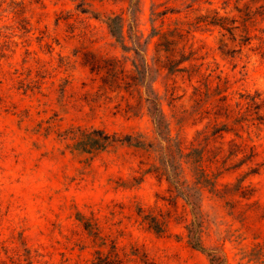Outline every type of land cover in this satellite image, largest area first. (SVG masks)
Listing matches in <instances>:
<instances>
[{
	"label": "rangeland",
	"instance_id": "1",
	"mask_svg": "<svg viewBox=\"0 0 264 264\" xmlns=\"http://www.w3.org/2000/svg\"><path fill=\"white\" fill-rule=\"evenodd\" d=\"M246 1L0 0V264H264V21L206 25Z\"/></svg>",
	"mask_w": 264,
	"mask_h": 264
},
{
	"label": "trees",
	"instance_id": "2",
	"mask_svg": "<svg viewBox=\"0 0 264 264\" xmlns=\"http://www.w3.org/2000/svg\"><path fill=\"white\" fill-rule=\"evenodd\" d=\"M260 1L264 2V0H247L243 4V8L241 10H237L238 13H240L238 18L239 20L236 18H222L215 16L211 22H208L206 25L219 28L228 34L233 41L238 36L240 38L239 42L248 44L252 40V28L255 26L258 19L264 21V4L253 9V6L258 4ZM161 24H163V22H161ZM107 25L112 36L115 37L118 42H120L122 39V20L118 17L107 18ZM152 31L155 33L154 30ZM237 33H239V35H237ZM162 39L163 43L159 46L163 47L164 50L167 51L171 46L175 47L183 42L182 30L175 27L164 33ZM185 61H187V59L183 56V54H181L179 60H169L168 71L172 73H184L185 68H180L179 66ZM150 104L151 106L149 108V113L154 125V131L158 137L162 138L164 133L168 132V128L165 124L164 117L161 110L159 109L158 103L156 101H152ZM102 134V131L94 130L91 134L83 135V139L90 146L95 147L96 139L94 136ZM106 138L108 137L105 136V139ZM127 139L130 140L131 138L128 137ZM163 140L167 141L168 138L163 137ZM134 145L142 147L144 144L137 141ZM182 195L184 194L182 193ZM194 248L197 249L199 246L195 245Z\"/></svg>",
	"mask_w": 264,
	"mask_h": 264
}]
</instances>
